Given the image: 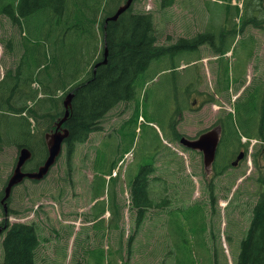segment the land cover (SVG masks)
<instances>
[{"label":"rangeland","instance_id":"obj_1","mask_svg":"<svg viewBox=\"0 0 264 264\" xmlns=\"http://www.w3.org/2000/svg\"><path fill=\"white\" fill-rule=\"evenodd\" d=\"M4 1L11 3L13 0ZM163 1L136 0L134 8L138 11L153 12L160 35L159 42L170 45L180 39L193 37L198 32H202V36L205 38L208 33L218 35L223 33L222 24L227 21L224 7L233 5V3L237 4L239 0H175L172 5H163ZM254 1L248 0L247 2L249 15L254 10ZM28 4H30V0H28ZM30 9H32L31 4L26 7L25 28L27 27V33L24 37L17 24L13 23L9 17L0 15V80L8 69L16 71L17 68L22 67V82L24 83L29 81L35 72L44 73V69L39 66L38 61H43L45 52L53 50L54 47L45 42L40 29H35V25L42 24L43 16L39 13L42 20L37 21L35 15L30 14ZM257 15V19L264 20V11ZM247 26L249 27L245 32L236 35L233 34L234 27L232 25L226 27L227 37H220L223 38L221 44L228 53L221 54L220 57L210 46L203 45L194 49L181 47L174 56L161 60L156 59L152 62L149 69L154 77L148 79L144 86L138 88L136 100L129 104V110L122 111L124 104H121L111 113L112 117L119 120L122 113L128 115L134 107L133 120L125 123L121 128L122 141L119 142L118 138L114 136L107 138L101 144L98 155L96 154L97 150L93 153L97 161L95 168L101 180L90 184L87 177V172L92 171L90 162H86V158H84V162H82L83 158L75 160L74 153L70 155L67 150L66 154V149H63L62 156L48 176L40 181L28 178L14 187L9 207L17 214H10V222H37L41 228V244L36 253L37 264H114L115 260L110 259L111 253H103L99 248L101 246L105 250L107 249L108 240L104 241V233L110 216L105 215V219L95 225H91L90 220L84 217L83 213L71 216L69 211L72 210V206L68 202L71 198L70 187L73 184L66 175L73 173V180H75V174L78 175L80 185H74V188L80 187L79 191L84 193L87 198L101 191L102 199L95 207L94 212L102 213L105 208L112 211L115 208L112 201L114 193H116L117 207L121 196H123L125 206H128L129 195L126 186L129 187L130 181L145 165L154 160L152 157L158 151L169 150L172 154L174 152L172 146L177 143L172 137L174 134L177 135V132H175L174 125L173 129L171 125V122L175 120L176 113L174 104L177 99H180V107H186L187 101L183 89L186 83L194 82L201 86L204 96L209 101L204 103L200 111L184 109L183 121L179 125L182 132H191L189 134L195 135L200 130L210 128L217 124V121L233 107L235 109L233 112L235 126L239 132L249 135L245 132V117L247 115L244 103L247 98L237 101L236 99L257 75V71L253 72L251 66L252 68L257 66L258 71L263 75L261 77H264V61L258 58L259 55L264 58V29H258L254 24H247ZM101 37L100 49L103 45L102 32ZM25 41L26 43L23 45ZM255 43L259 48L251 63V51ZM172 62H176L180 66L177 71L168 70ZM53 67L56 69L55 66ZM219 69L222 72L226 71L227 83L230 80L232 85L231 90L236 80L248 79L245 87H241L238 92V88H234L233 92L218 91L220 86ZM174 83L178 87V91L176 88H172ZM33 86L38 88L35 82ZM252 110L255 111L253 107ZM137 113L141 116L140 121H135ZM191 123L194 129H188ZM32 124L34 128V122ZM7 136L10 137L8 134ZM102 136V134H98L94 137L89 147L92 152ZM36 140L41 141L40 145H36L39 158V151L44 147L45 140L43 135L40 137L36 135ZM20 142L19 146H5L3 152L0 153V193L6 179L11 174L18 154L20 155V149L30 147L25 143L26 140H20ZM114 143L120 147V150L114 152ZM80 146L81 144H79ZM222 146L223 143L216 159V164L225 159L224 172L220 175H215L214 168L212 170L204 168L203 159L201 162L202 156L196 150L182 146L189 154H192L193 158H198L195 164L188 162L190 155L184 158L177 154H173V156L159 154L155 173L160 178L150 180L149 192L156 200L169 197L170 202H167L168 206H164V208L155 207L148 210L151 218L146 219L143 223L142 231L154 233L151 236L150 234L146 235L150 236L152 244L156 247V252L149 256L150 262H144L146 259H139V262H144L143 264H175L176 259L181 257L188 260L186 264L189 263L191 257L195 260V264H208L210 259H215L218 264H234L236 262L239 254L237 250L240 248L239 239L245 236L248 226H250L251 213L258 199L256 194L261 190L258 181H261L262 177L257 169L259 167L254 164L253 154L258 152L256 148L249 146L248 158L232 167L230 164L235 160L237 146L228 150L223 149L221 152ZM126 147H131L132 153L128 158H125L121 167L123 176L127 173V177L104 179L103 175L109 170L111 162L109 156L115 158L119 153L124 154ZM43 154L44 152L41 151V156ZM258 154L260 159V151ZM71 169L72 172H70ZM126 182L128 183L126 184ZM210 183L215 185V194L217 195L214 201L215 205L210 202ZM119 189L122 190L123 195L121 192L118 193ZM86 197L84 199H87ZM196 202L201 204L192 205ZM79 203L80 201L76 202V204ZM62 207L69 216H66ZM202 207H204L207 216L205 220L207 244L205 245L202 244ZM214 207H216L217 213L212 212ZM3 212V204L0 203V222L4 217ZM131 214V210L125 211L126 223L132 220ZM196 214H198L197 217H195ZM192 225L196 226V229H193ZM128 230L127 228L126 233ZM5 233L6 231L0 234V257H3L2 239ZM70 233L73 236H70ZM116 237L118 235L114 234L113 239ZM140 237L144 239L143 235ZM148 252H151V249ZM183 252H186L185 255ZM165 257L166 259H163ZM126 261L134 264L137 262V258Z\"/></svg>","mask_w":264,"mask_h":264},{"label":"trees","instance_id":"obj_2","mask_svg":"<svg viewBox=\"0 0 264 264\" xmlns=\"http://www.w3.org/2000/svg\"><path fill=\"white\" fill-rule=\"evenodd\" d=\"M100 1L30 0L32 5L30 14L38 17L43 16L42 24H39L37 29H40L45 42L54 48L45 52L43 61H38L39 66L44 69L43 74L35 72L32 78L24 83L22 82L21 67L16 71L8 69L0 80V152L6 145L19 146L20 140H26L25 143L34 152V157L30 162L32 165L28 167L29 170H33L41 164L48 153L46 143L42 141L44 147L40 148V157L38 158L36 135L38 137L43 135L44 139V133L58 127L59 120L66 113L64 98L70 91H74L75 94L69 107V116L63 126L69 131V136L64 143L66 154L68 150L71 155L75 152L77 144L86 142L93 131L103 127V120L111 110L124 102L136 100L138 88L144 86L148 79L154 77L149 69L154 60L170 58L181 47L194 49L208 41L210 34L205 38L202 36V32H199L191 38L180 40L175 45L162 44L159 42L160 35L153 12L138 11L134 6L117 20L109 21L105 27L107 16L113 14L115 8L124 0H104L103 8H101ZM257 1H254V11H256L254 16L251 15L252 12L250 16L247 10L248 0L242 1L243 7L238 4L233 5L232 15L229 12L231 8L227 6V21L222 26L223 32L225 33L226 27L230 25L234 27L233 34L235 35L238 32H245L247 24L263 26L264 20L257 19V14H260ZM174 2L175 0H164L163 5H172ZM30 4H28V0L27 2L26 0H13L11 3L2 0L0 15H8L22 31L25 28L23 27V17H27L26 7ZM113 6L114 8H112ZM79 10L82 12H78ZM41 16L37 21L42 20ZM101 32L104 39L100 49ZM106 47L108 48L107 61L96 66L98 62L104 60ZM225 51L226 49L222 46V53ZM174 64L175 62H172L169 67ZM35 81L40 82V89L34 88ZM228 87L229 81L227 83L226 77L222 88L228 89ZM245 98H247L244 103L247 115L245 117V132L249 135L238 131L234 123L235 114L228 112L224 119L225 139H228L229 144H236L238 147L244 145L246 152L251 142L242 143V136L245 135L248 139L255 137L258 139L254 148L257 149L256 151H260L261 158L259 159L258 152L253 156L254 164L259 167V172L262 171L260 172V176H262L260 184L263 186L264 84L258 85L255 92L249 90ZM252 107L257 112L253 111ZM238 108L240 109V106ZM31 119L35 122L34 128ZM251 133L255 135L253 136ZM41 151L44 152L43 156H41ZM86 162H90L92 172L94 171L93 178H88V181L93 183L101 180L95 168L97 166L96 158H86ZM114 167V162L109 165V174L112 173ZM223 169L224 167L217 168V171L220 173ZM153 171L152 167L144 168L139 171L135 179L130 181V210L132 209L135 227L125 244L121 242L119 247L112 252L110 259L115 260L114 264H130V261L126 260L136 258L137 262L134 264H143L146 261L150 262L149 256L154 254L155 249L151 239L140 237L148 210L164 205L158 204L159 202L155 201L149 192V175ZM67 175L70 177L69 174ZM103 178L107 179L104 176ZM209 186L210 202L214 205L217 197L215 185L211 183ZM100 193L101 191L96 192L94 198L98 197ZM115 197L114 194L113 199ZM10 212L17 214L11 208ZM212 212L215 213V207ZM251 214V223L245 237L240 242L236 264H264V187L258 195ZM206 217V211L202 207L201 231L202 244L204 245L207 244ZM0 224H4V222ZM192 227L196 229V226L192 225ZM2 244L3 257L0 259V264H37L36 253L41 244L40 228L36 223L13 222L9 224ZM150 249L151 252H148ZM185 253L183 252V255ZM139 259L146 260L139 262ZM187 262V259L181 257L176 259L175 264H186ZM195 263L191 257L188 264ZM208 264H214L213 260L210 259Z\"/></svg>","mask_w":264,"mask_h":264},{"label":"water","instance_id":"obj_3","mask_svg":"<svg viewBox=\"0 0 264 264\" xmlns=\"http://www.w3.org/2000/svg\"><path fill=\"white\" fill-rule=\"evenodd\" d=\"M134 0H126L124 4H122L116 13L107 18L106 22L117 20L119 16L124 13L133 3ZM107 26V24H106ZM108 56V48L105 50V59L104 62L107 61ZM102 62H99L96 66L100 65ZM74 97V91H71L67 94L64 103L67 109L66 115L58 122V127H60L63 122L67 119L71 106L72 99ZM222 128L221 126H217L213 129H210L206 132H203L198 138L190 139L188 137H182L181 142L188 147L193 149H198L203 152L204 161L207 167H210L216 159L217 149L221 138ZM68 130H57L51 134L46 136L47 144H48V157L45 162L34 172H23L22 167L32 157V152L29 148H22L19 160L17 162L15 171L13 175L10 177L7 187H6V199L12 190V187L20 182L25 177H30L33 179H41L43 178L49 171L50 167L56 161L58 155L62 151L63 141L66 137H68ZM243 152L238 156V160L243 157ZM237 162H235L236 164ZM6 227V226H5ZM5 227L0 226V233L3 231Z\"/></svg>","mask_w":264,"mask_h":264},{"label":"flooded vegetation","instance_id":"obj_4","mask_svg":"<svg viewBox=\"0 0 264 264\" xmlns=\"http://www.w3.org/2000/svg\"><path fill=\"white\" fill-rule=\"evenodd\" d=\"M209 40H211V41H215L216 40V34H213V35H211L210 37H209ZM212 43V42H211ZM213 44V43H212ZM214 45V44H213ZM214 47L215 48H217L218 47V45H214ZM259 59H262L263 61H264V58H263V56H260L259 55V57H258ZM252 67V66H251ZM254 67H256V70H254L253 68V72H255V71H257V75H255L254 77L256 78H260L261 76H263L262 74H261V72L260 71H258V69H257V66H254ZM172 71L174 72V71H177V69L176 68H174V69H172ZM202 77H203V74H202ZM254 78V79H255ZM253 81V80H252ZM202 82H203V79H202ZM257 87H258V84L256 85V84H254L253 85V87L251 88V89H249L250 91H252V92H255L256 91V89H257ZM173 89L174 88H176V90L178 91V87L176 86V84L174 83L173 84V87H172ZM184 97L186 98V101H187V105H186V107L185 108H181L180 107V99H177L176 100V103L174 104V110H176V113H175V115H174V118H175V120H174V122L172 121L171 122V125H176V126H179L180 125V123L183 121L182 120V112H184V109H188L189 108V110H198V111H200L201 109H202V107L204 106V103L205 102H207V101H209L205 96H204V92L202 91V87L201 86H198V85H196L194 82H188V83H186V85L184 86ZM124 109L126 110V111H128L129 110V105L128 104H125L124 105ZM134 111H132L131 110V112H130V115L128 116V117H123V114L124 113H122V115H121V117H122V124H125V123H127L128 121H131V120H133V115H134ZM189 128H191V129H194V126H193V124L191 123V125L188 127V129ZM200 133H202V131L200 130L199 132H197L195 135H191V134H189V133H187V132H182L181 133V136H180V138L178 139V141L180 142V139H181V137H183V136H188V137H192V138H196V137H198L199 135H200ZM201 155H202V151H201ZM27 169V166L25 165L24 166V170H26ZM27 171V170H26Z\"/></svg>","mask_w":264,"mask_h":264},{"label":"crops","instance_id":"obj_5","mask_svg":"<svg viewBox=\"0 0 264 264\" xmlns=\"http://www.w3.org/2000/svg\"><path fill=\"white\" fill-rule=\"evenodd\" d=\"M97 135H98V134H96V133L92 134L91 139H90V142L85 146L84 154L87 153V156H88V151H90L89 147H90V145H91V142L93 141L94 137L97 136ZM82 146H83V145H82ZM82 146H81V147H82ZM82 153H83V152H82ZM75 155H76V158H79V156H80V155L77 154V152L75 153ZM120 156H121V153L117 154V156H116L115 158H120ZM193 160H194V159H193ZM108 172H109V170H108L103 176L105 177L107 174H109ZM87 176H88L89 179H92V178H93V172H89V175H87ZM74 179H75V183H76V185H77V186L80 185V183H79V181H78L79 177H78V176H75ZM79 190H80V187H77V189H75V192L73 193L72 198H71L72 204L75 203V200L77 199L78 195L81 194V191H79ZM82 191H83V190H82ZM120 192H121L122 195H123V192L119 189V190H118V193H120ZM114 194L116 195V193H114ZM128 195H129V193H128ZM115 198H116V197H115ZM119 205H121V206L124 205V203H123V196H121V201H119ZM92 206H93V202H91L88 206L82 207L81 209H91ZM115 206H116V205H115ZM115 208H116V207H115ZM124 221H125V220H124ZM111 235H112V233H111V231H110V226H108L107 236L110 237ZM125 239H126V237H124V240H125Z\"/></svg>","mask_w":264,"mask_h":264},{"label":"bare ground","instance_id":"obj_6","mask_svg":"<svg viewBox=\"0 0 264 264\" xmlns=\"http://www.w3.org/2000/svg\"><path fill=\"white\" fill-rule=\"evenodd\" d=\"M61 1V0H60ZM62 3V2H61Z\"/></svg>","mask_w":264,"mask_h":264}]
</instances>
